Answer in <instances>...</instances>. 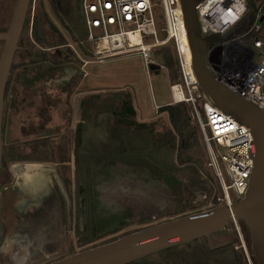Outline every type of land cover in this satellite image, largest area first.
Returning a JSON list of instances; mask_svg holds the SVG:
<instances>
[{
	"label": "flooded vegetation",
	"instance_id": "1",
	"mask_svg": "<svg viewBox=\"0 0 264 264\" xmlns=\"http://www.w3.org/2000/svg\"><path fill=\"white\" fill-rule=\"evenodd\" d=\"M35 1H32L29 9L13 66H17L15 70L18 71V78L22 84L21 87L30 86L36 93L35 99L46 102V98H48L47 94L56 91L60 94V97L64 95L65 99L69 102L73 89L77 88L78 82L89 75L90 71L86 73L87 70L84 68L86 62L81 57L80 60L76 57L78 61L76 60L68 49L70 47L68 43L52 46V42L49 41V31L44 30V16L36 11ZM9 19L10 17L7 18L6 14L5 1L0 0V32L7 30L11 20ZM40 24L42 28L41 32L39 31ZM3 46L4 41L0 40L1 52ZM95 62L94 59H91L87 63ZM82 70L85 73H81ZM29 81H32V83H29L31 85H28ZM88 93L89 96H83L78 102L77 108L80 119L73 129L72 158L65 162L68 165L72 164V174H70V166L65 174L60 173L66 191L63 190V186L60 185L58 180L55 183L53 179L48 178L47 181L40 183L41 186L43 185V193L40 199L36 198L34 202L35 209L31 213V217L27 218L26 222L21 218L14 225L17 242L21 244L27 243L29 247L32 246L30 256L25 258L29 259V261L24 262L25 259H22L17 261V264H31L37 260L31 258L41 254L40 260L42 261L39 263L35 261L34 264H43L61 258L69 253L87 249L86 243L92 241L91 234H94L97 230H100L98 236H106L107 234L116 232L117 229H114L112 226L117 221L121 224V222L125 223L124 221L126 220V218H121V215L132 214L135 211L144 212L149 215L155 214L154 217L145 220L148 222L158 218L162 214H166V209L169 207L166 203L169 202L161 196L160 192H162L164 197L166 193L165 190L161 189L160 191L158 183L163 182L173 189L178 186L181 187V173L186 170H190L191 173L193 172L189 176V181H187L190 188L189 190L185 188L184 190H179H183L184 201L186 204L188 203L184 208H192L194 204L196 205L197 201V199L191 200L193 195L191 192H194L193 184H196L197 177L201 178L202 176V183L208 180L209 167H206V172H204L203 168L198 166V163H194L197 162L196 158L185 156V154L182 155L184 162L181 163L180 142L177 140L166 143L168 136L176 132L170 121L169 128L160 127V119L167 114L166 111L162 110V107L168 104L160 105L159 110L156 112L157 116L152 120H139V111L135 102L136 98L131 90L126 88L119 89V91L114 90V92H109L104 97L96 90L89 91ZM8 108L11 109L9 102L6 109ZM103 108L107 109L106 111L111 114L112 119L120 127H101L102 115L103 112H106L103 111ZM86 115L90 116L93 123V126L89 129L86 128ZM132 119L139 122H147L149 126L144 129H138L134 125H127L126 122ZM127 129L130 131L128 134L123 132V130ZM103 130L110 140L117 143L116 147L113 145L114 143L107 145L109 144L107 141L101 142ZM77 131L80 133V136L76 139ZM137 131H146V136L143 139L142 137H135L134 134ZM89 133H93L94 137L90 146H87L85 140ZM119 143L123 145L120 149ZM104 144L109 147V152L115 159L102 160L97 164L95 159L86 158L87 154L92 156L99 152ZM76 150L77 154L75 155ZM94 166L100 167L97 176L92 174ZM114 169L120 173V175L117 174L118 177H115V179L120 177L122 179L117 181L120 183L116 182V189L113 187L112 190V187H107V191H104L105 189L103 190L100 184L111 178ZM87 172H91V174L88 175ZM121 172H123V175H121ZM87 182L91 184L90 187L88 186L91 194V198H89L91 200L88 203L86 198ZM121 183L125 184L124 187L121 186ZM132 184L144 188L147 192H153L154 195L148 197L142 195L140 197L137 195L139 194L137 191L130 190L133 187ZM36 187L38 186L35 185ZM1 194L2 184L0 180V215L5 224L6 235L9 224L6 222L3 214V198ZM104 199L108 200L111 205L103 208ZM140 201L141 205H139ZM26 205L23 202L22 206L18 209L19 213L25 212ZM39 205L40 207H38ZM172 211L174 212L175 210ZM44 213H47V219L49 220H42ZM184 213L189 212L186 211ZM53 214L56 218H49ZM87 215L95 216V218L92 220L89 218L88 220ZM39 216H41V219H39ZM155 223L158 222L153 221L144 224V226L135 230ZM102 229H105V231ZM113 239L108 238L107 240L104 238L101 240V243ZM98 243L100 242H95L93 245H88L87 247H93L98 245ZM46 252L49 253L45 254ZM2 255L0 254V263L1 259L4 258Z\"/></svg>",
	"mask_w": 264,
	"mask_h": 264
},
{
	"label": "rangeland",
	"instance_id": "2",
	"mask_svg": "<svg viewBox=\"0 0 264 264\" xmlns=\"http://www.w3.org/2000/svg\"><path fill=\"white\" fill-rule=\"evenodd\" d=\"M5 1V9L7 18L12 16L14 4L16 0H4ZM264 4L261 3L260 6ZM36 11L39 14L44 16V30L49 31V41L54 43L56 40V31L50 25L49 21L53 22L57 29L59 28L64 37L67 39V43L70 45V48L75 52L76 56L79 58L82 57L87 61L91 59L96 60L95 63H86L84 68L90 71V74L82 78L78 82L77 88L73 89L70 97V101L68 102L64 95L60 97L56 91L47 94L48 98H46V102H42L39 99H35L36 93L31 89L30 86H26L24 88L21 87V81L18 78V71L15 70L17 66H13L11 71V79L10 83L7 86V99L9 102V107L5 111L4 116V128H3V136H4V150L7 152H14L15 154H19L20 152L23 156L27 158V160H15L9 159L6 157L4 163L7 167V170L2 173L1 176V184H2V198H3V214L6 222L9 224V228L7 229V233L5 235V241L3 242L2 248L0 250V254L4 258L1 259L0 264H15L17 261L27 258L30 256V252L32 250V246L29 247V244H21L17 242V238L15 235V223L22 220H26L31 217V213L35 209L34 202L37 199H40L41 194L43 193V183L48 180V178L53 179L56 183L59 181L60 185L63 186V190H65L64 183L62 182V178L60 177V173H63V164L61 160L63 158H72L71 148L73 142V129L76 126V123L79 121L78 114V102L83 96H89L88 92L96 90L103 97L106 96L109 92H114V90L119 91V89L126 88L133 92L135 95V102L138 107L139 120H152L156 117V112L159 110L160 105L169 104L172 100L170 85L179 82L181 78L180 74V62L178 59L177 52L175 54V42L173 40L167 42L159 46L152 53V57L163 63L166 66V69H160L158 72L151 70V73L148 74L145 68L144 59L141 54L135 53L125 56H116L103 61L98 62V57L94 54H89L86 48H90L92 50L93 44L87 41L86 29L83 23L78 22V15L76 13V25L72 24L73 31L71 28H66L56 12V8L53 0H36L35 1ZM254 11L252 10L248 14L249 22L252 20ZM9 19V20H10ZM159 22L160 14L158 16ZM162 23H159L161 26ZM263 31H264V21H263ZM53 35V36H52ZM158 35L161 38L164 37L163 27L159 28ZM83 44V45H82ZM56 46V45H53ZM170 48L174 57V66L172 71L177 73L176 78H172V72L169 66L163 62L159 51L163 48ZM2 48V47H1ZM1 52V49H0ZM56 58V55L54 54ZM89 61V62H90ZM60 78V77H58ZM32 81L28 82V85H31ZM44 95V93H43ZM60 97V98H58ZM38 101L40 102L38 104ZM189 105V114L191 112L192 106ZM69 106V107H68ZM106 108H103V111H106ZM162 119H160V127L169 128V119L167 114H165ZM190 127L196 131V142L193 146H191L184 153L185 156H192L194 159H197L199 167L203 168V171L206 172V167H209L208 180L205 183H202V176L197 177L196 184L193 183L194 192H190L193 194L191 200L197 199L196 205L194 204L192 208L185 209L184 207L188 204L184 201L183 190H189V176L192 175L190 170L182 171V184L181 187L171 188L168 184L163 182H159V189L161 191L165 190V197L161 196L169 203L167 206V213L160 215L158 218L153 219L151 221H145L154 217L155 214H145L144 212L135 211L132 214L121 215V218H126L125 223L119 224L117 221L114 226V229H117L116 232L107 234L106 236H98L100 234V230H97L92 235L91 242L86 243V248L88 245H93L95 242H100L104 238L108 240V238H116L123 234L134 231L136 228H140L144 226V224L153 222V221H165L168 219L175 218L179 215H182L184 212H191L194 210H201L208 207H212L211 205L215 203L214 198L218 197L221 193V185L214 173L213 167L210 165V155L208 145L204 141V137L202 131L200 129V125L196 119H194L190 114ZM102 128L104 127H120L113 119L111 114L106 111L103 112L102 120L100 122ZM93 126L90 116L86 115V128L89 129ZM123 130L126 134L130 133V131ZM134 134V133H133ZM134 136H138L139 138L146 136V131H137ZM94 134H88L86 136V145L90 146L93 141ZM106 136L105 131H102L101 134V142L107 141L110 145L116 147L117 143L115 141L110 140ZM58 138H63L64 144L67 145V151L65 154L62 153L61 149L55 144ZM104 140V141H103ZM109 140V141H108ZM180 140V139H179ZM178 140V141H179ZM48 142V144H46ZM106 142V143H107ZM37 143V144H35ZM32 144H35L36 149L31 147ZM97 144V143H96ZM107 145H103L99 152L96 154L89 156L86 155V158L95 159L98 164L102 160H112L115 159L113 155L109 152V147ZM34 146V147H35ZM122 143H119V149L122 148ZM41 150L40 154H38L37 150ZM68 156V157H67ZM95 164V163H94ZM181 164V163H180ZM96 165V164H95ZM70 166V174H72V164L67 165V168ZM100 167L94 166L92 169V174L97 176L98 169ZM88 175L91 172H87ZM123 175V172H121ZM120 175V173L115 169L110 179L105 182H101L100 186L104 191H107V187L117 188V182L122 179V177L115 179V177ZM126 176V174H125ZM49 179V180H50ZM39 181V182H38ZM117 182V183H116ZM188 184V185H187ZM35 185L38 187L35 188ZM125 184L121 183V186L124 187ZM91 184L87 182V191L86 198L87 203L91 199V194L88 189ZM133 187L130 190L137 191L140 197L142 195H146L147 197L150 195H154L153 192H147L144 188L137 187L135 184H132ZM183 189V190H179ZM105 196V194L103 193ZM190 198V197H189ZM188 198V199H189ZM111 199V198H110ZM147 200L146 198H144ZM144 200V201H145ZM190 200V199H189ZM108 200L104 199V203L102 207H106L111 205ZM27 204V208L25 212L22 214L19 213V208L22 204ZM120 202V201H119ZM141 201L139 205H141ZM192 204V203H191ZM40 207V205L38 206ZM43 207V206H42ZM102 208V209H103ZM170 208V209H169ZM185 209V211H184ZM175 210L177 212H173ZM181 210V211H180ZM180 211V212H179ZM185 214V213H184ZM20 215H22L20 217ZM51 219L56 218L53 214ZM87 218L92 220L95 216L87 215ZM41 219V216H39ZM120 219V218H119ZM43 221H47V213L43 214ZM23 221V222H24ZM26 222V221H25ZM242 230L241 233H238L236 227L228 224L227 228L221 232L215 233L212 236V242L214 244H218L223 241L231 240L230 244H234V248L241 254V258L243 259L244 264H246L245 258L250 257L252 260L251 253V239L250 232L248 228L241 222L240 223ZM99 227V226H98ZM105 231V229H102ZM101 237V238H100ZM104 242V241H102ZM98 243V244H100ZM188 246H191L188 245ZM216 250V249H215ZM49 252H46L47 254ZM245 254V258H244ZM40 256L37 255L32 257L31 259L35 260L36 263H39ZM176 254H172L171 252L165 253H156L135 261L131 264H179L178 261L175 260ZM255 260V259H254ZM29 261V259H25L24 262ZM35 261L32 263L34 264ZM31 263V264H32ZM256 263V261H255ZM17 264V263H16ZM257 264V263H256Z\"/></svg>",
	"mask_w": 264,
	"mask_h": 264
},
{
	"label": "built area",
	"instance_id": "3",
	"mask_svg": "<svg viewBox=\"0 0 264 264\" xmlns=\"http://www.w3.org/2000/svg\"><path fill=\"white\" fill-rule=\"evenodd\" d=\"M252 10V0H203L197 5L202 35L219 32L227 36L208 50L212 71L239 96L264 109L263 5L249 22L248 14ZM79 11L87 41L93 44L92 52L98 62L139 53L150 74L151 64L166 69L152 57L153 51L171 40L175 42L181 78L170 85L172 100L169 104H190V114L200 125L209 148L210 165L221 185V194L211 206L224 202L231 205L234 200L243 198L254 167V136L249 127L214 104L198 86L181 0H83ZM159 14L161 26L166 30L161 39ZM240 223L236 218L232 223L238 233L242 230ZM247 262L256 264L248 256Z\"/></svg>",
	"mask_w": 264,
	"mask_h": 264
},
{
	"label": "water",
	"instance_id": "4",
	"mask_svg": "<svg viewBox=\"0 0 264 264\" xmlns=\"http://www.w3.org/2000/svg\"><path fill=\"white\" fill-rule=\"evenodd\" d=\"M32 1L16 0L9 26L6 31L0 32V40L4 41L0 56V180L2 173L7 170L4 163L3 136L4 116L8 105L7 86ZM201 1L203 0H181L192 53V66L198 86L214 104L249 127L254 136L252 142L254 167L244 197L234 200L231 205L224 202L161 221L43 264H130L171 247L190 245L203 237L207 239L210 249L214 250L232 242L227 240L214 244L212 236L226 229L228 224L234 222V218L248 228L253 257L257 264H264V109H260L227 87L209 66V48L227 36L219 32L202 35L197 11V5ZM78 2L79 9L82 10L83 0ZM41 30L40 24L39 31ZM163 32L166 33V30ZM150 68L155 72L161 69L157 64H151ZM81 73L85 72L82 70ZM126 124L134 125L138 129L149 126L147 122L133 119ZM79 136L80 133L77 131L76 139ZM5 231V224L0 215V248Z\"/></svg>",
	"mask_w": 264,
	"mask_h": 264
},
{
	"label": "trees",
	"instance_id": "5",
	"mask_svg": "<svg viewBox=\"0 0 264 264\" xmlns=\"http://www.w3.org/2000/svg\"><path fill=\"white\" fill-rule=\"evenodd\" d=\"M56 12L61 20V23L66 28H71L73 31V25L76 21V13L78 15V22H82V17L79 11V3L78 0H53ZM253 3V11H257L260 7V4H264V0H252ZM50 25L56 33H59L56 37V40L53 45H60V44H66L67 39L62 35V33L57 29L55 24L51 21H49ZM72 25V26H71ZM76 23L74 24V26ZM87 36V35H86ZM83 45V44H82ZM176 48V46H175ZM69 51L72 53V55L76 58L75 52L68 47ZM89 54H92V50L90 48H86ZM175 49V54H176ZM159 54L169 68L171 69L172 78H176L177 73L172 71V68L174 66V57L172 54V51L170 48L166 47L159 51ZM77 60V58H76ZM78 61V60H77ZM181 74V71H180ZM163 111H166L169 121L171 122L172 126L175 128V133H172L168 136L166 139V143L171 141H177L180 142V161L181 163L184 162V159L182 158V155L186 150H188L191 146L194 145L196 142V131L190 127L189 121H190V114H189V105L186 102H179L175 104H168L166 106L162 107ZM63 138H58L57 142L55 144L58 146V148L61 149L62 153L65 154L67 151V145L64 144ZM37 144V143H35ZM35 144H32L31 147L35 148L38 146H35ZM35 146V147H34ZM38 154H40L41 150H37ZM7 153V154H6ZM19 154H15L14 152H10L7 150L5 151L6 157L9 159H15V160H27L25 156H23L20 152ZM68 157V156H67ZM70 160V157L63 158L61 162L63 163V174H65L67 168V162ZM221 194V193H220ZM214 202H217V197L214 198ZM233 226L234 224H230ZM214 235V234H213ZM117 238V237H116ZM115 239V238H114ZM167 253L171 252L172 254H176L175 260L179 262V264H244L243 259L241 258V254L234 248V244H229L224 247L217 248L216 250H211L208 244V241L205 237L196 239L191 243V246L188 245H180L171 247L168 249H165L163 251H160L158 253ZM251 256L254 260L252 252ZM244 254V258H245ZM246 264L247 258H245ZM255 261V260H254ZM133 263V262H132ZM257 263V262H256ZM131 264V263H130Z\"/></svg>",
	"mask_w": 264,
	"mask_h": 264
},
{
	"label": "bare ground",
	"instance_id": "6",
	"mask_svg": "<svg viewBox=\"0 0 264 264\" xmlns=\"http://www.w3.org/2000/svg\"><path fill=\"white\" fill-rule=\"evenodd\" d=\"M133 40L134 41H138V39H136V37H133ZM183 44H184V48H186L187 47V43H186V40L185 39H183ZM186 50H187V48H186ZM185 50V51H186ZM188 62L190 61V55H189V50H188ZM181 96V95H180Z\"/></svg>",
	"mask_w": 264,
	"mask_h": 264
},
{
	"label": "crops",
	"instance_id": "7",
	"mask_svg": "<svg viewBox=\"0 0 264 264\" xmlns=\"http://www.w3.org/2000/svg\"><path fill=\"white\" fill-rule=\"evenodd\" d=\"M109 59V58H108ZM106 60V59H105Z\"/></svg>",
	"mask_w": 264,
	"mask_h": 264
}]
</instances>
